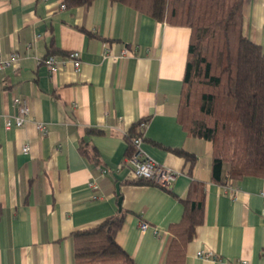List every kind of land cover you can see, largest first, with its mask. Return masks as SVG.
Listing matches in <instances>:
<instances>
[{"label": "crops", "instance_id": "obj_1", "mask_svg": "<svg viewBox=\"0 0 264 264\" xmlns=\"http://www.w3.org/2000/svg\"><path fill=\"white\" fill-rule=\"evenodd\" d=\"M63 1L0 0V52L18 54L0 73V264H74L71 234L120 211L118 243L137 264H164L192 180L205 183L206 208L186 264H264V177L212 181V143L188 135L177 117L191 28L116 1ZM244 15L246 34L264 49V0H245ZM127 47L135 52L122 55ZM54 50L64 62L51 71L43 59ZM73 50L78 69L66 58ZM17 96L31 114L6 127ZM144 119V155L179 172L170 190L132 183L125 134ZM176 148L196 156L191 170Z\"/></svg>", "mask_w": 264, "mask_h": 264}, {"label": "trees", "instance_id": "obj_2", "mask_svg": "<svg viewBox=\"0 0 264 264\" xmlns=\"http://www.w3.org/2000/svg\"><path fill=\"white\" fill-rule=\"evenodd\" d=\"M93 1L64 0L63 4L75 8ZM111 1L157 21L191 28L178 120L188 135L212 143V181L226 185L249 175L264 177V49L246 34L245 0ZM144 131L138 121L125 134L127 158L136 152L138 138L145 141ZM80 148L92 159L96 157L94 147L81 143ZM172 150L186 158L191 170L196 156L183 149ZM132 183L153 184L145 179ZM181 201L183 214L169 226L172 238L164 264H186L187 246L205 221V183L192 180ZM124 219L120 211L97 225L74 231V264H137L116 240Z\"/></svg>", "mask_w": 264, "mask_h": 264}, {"label": "built area", "instance_id": "obj_3", "mask_svg": "<svg viewBox=\"0 0 264 264\" xmlns=\"http://www.w3.org/2000/svg\"><path fill=\"white\" fill-rule=\"evenodd\" d=\"M65 8V5L62 4ZM135 52V48H124L122 50V55H130ZM18 54L16 51L11 52L8 56L2 55L0 52V73L8 69L12 63L17 59ZM114 59H118V56H113ZM68 61L73 62L76 69H78L82 64L81 53L79 50H73L66 55ZM43 62L50 68L51 71H56L58 67L63 64L64 59L56 53L50 54L43 59ZM14 104L18 107L19 113L13 118L6 121V127L11 126H22L25 124L27 119L31 114V105L27 99H22L20 97L14 98ZM147 122L145 120L140 121V128L145 129ZM40 129L44 130L43 124L38 125ZM142 138H138L136 146V152L129 157V161L132 164V173L135 179H145L151 181L154 185L160 186L165 189H171L176 182L179 172L158 163L154 159L144 155L141 149ZM29 149L28 146L24 147V151ZM150 227V224L145 221H141L140 228L146 230Z\"/></svg>", "mask_w": 264, "mask_h": 264}, {"label": "water", "instance_id": "obj_4", "mask_svg": "<svg viewBox=\"0 0 264 264\" xmlns=\"http://www.w3.org/2000/svg\"><path fill=\"white\" fill-rule=\"evenodd\" d=\"M117 194H120V189H119V184L117 185ZM121 204H122V196H119V206L121 208Z\"/></svg>", "mask_w": 264, "mask_h": 264}]
</instances>
